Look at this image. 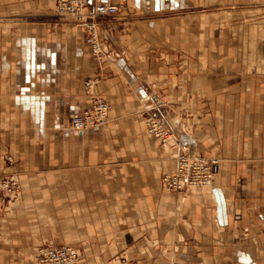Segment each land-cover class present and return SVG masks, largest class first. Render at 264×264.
Listing matches in <instances>:
<instances>
[{"label":"crops","instance_id":"obj_1","mask_svg":"<svg viewBox=\"0 0 264 264\" xmlns=\"http://www.w3.org/2000/svg\"><path fill=\"white\" fill-rule=\"evenodd\" d=\"M56 4L0 0V177L19 194H0V264H40L44 244L83 264H264V0H127L101 60ZM94 77L109 121L77 132ZM147 113L173 137L145 135ZM181 151L220 158L211 186L166 191Z\"/></svg>","mask_w":264,"mask_h":264},{"label":"built area","instance_id":"obj_2","mask_svg":"<svg viewBox=\"0 0 264 264\" xmlns=\"http://www.w3.org/2000/svg\"><path fill=\"white\" fill-rule=\"evenodd\" d=\"M87 4L85 0H59L58 11L60 14L74 17L78 24L86 29L87 42L92 53L102 57V42L99 38V30L95 18L106 16L118 10L117 5L108 1L95 5L88 14L85 13ZM98 78L88 79L85 82L88 95L92 103L71 119V128L77 132L85 129L105 125L108 121L112 104L105 98L95 93V85ZM146 131L161 142H166L172 136L171 130L165 123L153 114L146 115ZM11 159V157H10ZM221 168L218 157H204L189 155L180 152L176 157V170L163 176L165 189L174 193L186 187L211 185ZM15 192V186L8 183H0V188ZM38 261L40 264H83L80 250L73 245H42L38 249Z\"/></svg>","mask_w":264,"mask_h":264},{"label":"rangeland","instance_id":"obj_3","mask_svg":"<svg viewBox=\"0 0 264 264\" xmlns=\"http://www.w3.org/2000/svg\"><path fill=\"white\" fill-rule=\"evenodd\" d=\"M58 1L59 0H57V4H56V9H57V13L59 14V15H61V16H63L64 17V20L65 21H70V23H72L75 27H77V28H82V29H84V31H85V36H84V39H83V43L87 46V48L91 51V47H90V45L88 44V42H87V35H86V29L84 28V27H82L81 25H79L78 24V22H77V20L74 18V17H71V16H68V15H63V14H60L59 13V11H58ZM85 2H86V4H87V8L85 9V13L86 14H88L89 13V11H91V9L95 6V5H97V4H95V5H93V6H89L88 5V3H87V1L85 0ZM102 2H105V1H102ZM102 2H100V3H102ZM109 3H111V4H115V5H117V7H118V10H116L114 13H112V14H110V15H106V16H98V17H96L95 18V22L97 23V27H98V30H99V38L101 39V42H102V47H103V50H102V57L101 58H98L99 60H101V59H103V57H104V55H105V51H106V49L109 47V45L110 44H112L113 43V41H112V35H110V32L109 31H111V28H114L113 26H112V24H111V22H113V19L116 17V16H118L119 14H121L125 9H126V7H127V0H121L120 2H118V3H114V2H110V1H108ZM100 3H98V4H100ZM79 28V29H80ZM91 53H92V51H91ZM92 55H94L93 53H92ZM95 56V55H94ZM96 57V56H95ZM94 78H96V77H94ZM98 78V80H99V77H97ZM89 79H93V78H89ZM86 80H88V79H86ZM86 80H85V82H86ZM85 82H84V85H85ZM97 83H98V81H97ZM97 83H96V85H97ZM96 85H95V93L96 94H98L97 93V90H96ZM85 91H86V93H87V89H86V85H85ZM87 95H88V93H87ZM90 96V95H89ZM101 97H103V96H101ZM104 98V97H103ZM106 99V98H105ZM92 100V99H91ZM108 100V99H107ZM109 101V100H108ZM111 104H112V102L111 101H109ZM92 103V102H91ZM90 107V106H89ZM89 107H87V108H89ZM112 107H113V104H112ZM86 109V108H85ZM85 109H83V110H85ZM112 109V108H111ZM110 109V110H111ZM82 110V111H83ZM81 111V112H82ZM148 114V113H147ZM146 114V115H147ZM150 114H153V113H150ZM153 115H155V114H153ZM74 116V115H73ZM72 116V117H73ZM156 117H158L157 115H155ZM159 119H161L164 123H165V125H167V127L170 129V127L168 126V124L162 119V118H160V117H158ZM72 119V118H71ZM108 121H109V117H108ZM108 121H107V123L105 124V125H107L108 124ZM105 125H102V126H99V127H103V126H105ZM70 126H71V120H70ZM92 128H94V127H92ZM171 130V129H170ZM171 133H172V136H171V138L173 137V131L171 130ZM144 134L145 135H148V136H150L148 133H147V131H146V120H145V127H144ZM155 139V138H154ZM159 142V141H158ZM160 143V142H159ZM164 143V142H163ZM181 152H183V151H181ZM180 153V152H179ZM178 153V154H179ZM187 154H189V153H187ZM189 155H192V154H189ZM193 156V155H192ZM197 156H201V155H197ZM10 157L11 156H8L7 157V160L9 161V162H13V158L11 157V159H10ZM204 157H206V156H204ZM209 157H217V156H209ZM219 158V157H218ZM220 159V158H219ZM221 161V160H220ZM165 174H167V173H164V175ZM163 175V176H164ZM0 183H10V184H12V186L14 185L15 186V192H11V191H8L7 189H5L4 187H1L0 188V194L1 195H3L4 196V198L6 199V201L7 202H10V204H14V203H16V202H18V200H19V194H18V185L13 181V180H11V179H9V178H6V177H0ZM213 184V183H212ZM211 184V185H212ZM211 185H208V186H211ZM168 192V191H167ZM171 193V192H170ZM44 245H46V244H44ZM66 245H68V244H66ZM42 246V245H41ZM81 252V251H80ZM37 260H38V257H37ZM39 262V261H38Z\"/></svg>","mask_w":264,"mask_h":264}]
</instances>
